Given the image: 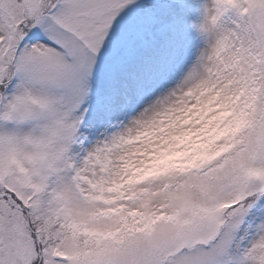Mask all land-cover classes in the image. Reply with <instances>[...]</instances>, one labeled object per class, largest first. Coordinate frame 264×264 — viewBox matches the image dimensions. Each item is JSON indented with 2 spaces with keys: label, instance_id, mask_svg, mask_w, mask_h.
I'll use <instances>...</instances> for the list:
<instances>
[{
  "label": "snow or ice",
  "instance_id": "6c2138e0",
  "mask_svg": "<svg viewBox=\"0 0 264 264\" xmlns=\"http://www.w3.org/2000/svg\"><path fill=\"white\" fill-rule=\"evenodd\" d=\"M0 264H264V0H0Z\"/></svg>",
  "mask_w": 264,
  "mask_h": 264
}]
</instances>
